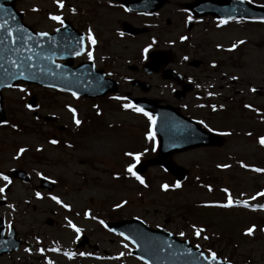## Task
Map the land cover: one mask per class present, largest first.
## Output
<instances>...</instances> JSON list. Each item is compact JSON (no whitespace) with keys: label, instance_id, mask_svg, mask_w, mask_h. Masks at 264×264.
<instances>
[{"label":"rangeland","instance_id":"rangeland-1","mask_svg":"<svg viewBox=\"0 0 264 264\" xmlns=\"http://www.w3.org/2000/svg\"><path fill=\"white\" fill-rule=\"evenodd\" d=\"M189 1L166 0L159 18L146 21L158 23L150 27L149 34L159 33L165 41L160 47L172 48L176 54L174 67L190 76L200 88L179 101L172 96L173 85L151 75L147 78L152 84L148 95L178 105L185 115L231 135H224L225 141L218 148L198 147L173 154V161L187 169L181 186L173 188L171 185L177 181L160 166H149L140 175L147 187L125 171L133 163L125 153L140 152L142 160L154 156L157 145L156 136L154 140L147 138L151 130L148 118L123 108L126 99H115L124 97V90H131L128 78L143 77L141 64L145 58L139 47L147 42L146 36L120 39L115 30L124 21L140 28L141 17L107 6V2L116 0L67 1L63 8H58L54 0H17L24 20L39 30L54 27L55 21L49 19V13H67V18L80 29L95 31L93 34L97 33L100 44L89 49L97 63L108 68L111 77L120 81V90L96 101L32 86L22 93L6 92L7 108L12 107V118L19 127L0 130V148L6 167L23 166L37 187L40 176L36 172L56 183L51 191L38 189L40 199L22 183L17 219L20 233L33 247L25 248L29 251L22 248L7 257L6 264H47L48 260L53 264H145L130 255L133 246L127 240L99 222L122 218H137L151 227H161L178 235L184 232L182 237L199 244L206 255L211 248L231 264H264V232L260 231L264 228V209L204 207L208 202H222L224 187L229 188L234 199H248L264 190V173L239 165L242 161L264 168V147L257 141L264 135V20H230L220 24L212 16H205L192 17L189 21L187 17L192 15L183 8ZM247 1L264 6V0ZM72 7H77L78 13L71 11ZM181 36L187 39L181 40ZM237 41L244 43L229 51ZM252 88L256 91H250ZM208 92L215 95L209 96ZM29 93L36 98L34 110L24 107ZM14 96L18 104L10 102ZM212 104L217 106L215 112L210 107ZM245 104L259 112L245 108ZM66 105L76 108L81 120L79 126L73 122ZM97 108L102 111L99 116ZM249 132L251 135H246ZM51 140L57 143L52 144ZM21 147L26 151L17 157ZM218 164L231 167L217 168ZM165 183L170 186L168 190L160 187ZM205 185H210L212 191ZM51 195L58 196L70 208L56 204ZM117 204L122 206L117 208ZM259 204H264V197L249 200V205ZM86 211L89 216L84 215ZM67 220L81 229L79 239L67 226ZM193 224L204 227L202 235L209 239L194 236ZM251 225H256L254 236L244 235V230ZM81 234L88 237L89 246L77 248ZM40 248L44 249L43 253ZM66 252L73 255L66 256Z\"/></svg>","mask_w":264,"mask_h":264},{"label":"water","instance_id":"water-1","mask_svg":"<svg viewBox=\"0 0 264 264\" xmlns=\"http://www.w3.org/2000/svg\"><path fill=\"white\" fill-rule=\"evenodd\" d=\"M142 4L144 9L151 8L147 6V1H142ZM185 6L190 8L197 16L213 14L219 18L234 16L264 17V8L251 6L243 0H194ZM155 7L157 6H152V8ZM28 35L29 33H22L15 37L13 40L14 45L7 46L5 49V59L10 63L15 61L16 64L27 65V68L30 69L29 57L32 55L33 66L35 54ZM2 37L5 39H2L3 43L9 42L3 33ZM45 38L38 36V72L37 76L33 77L34 81L42 85L77 92L78 95L84 96H99L108 91L116 90L114 82L102 79V73L94 72L89 64H83L74 69H71L69 64L70 70L68 73L59 77L53 76L46 68V62L51 61L53 54L50 45L43 44L46 42ZM8 52L13 54L8 56ZM171 60L169 50L166 52L153 51L149 54V61L144 65V69L149 72L158 71L162 65ZM162 76L165 78L178 77L171 69L164 70ZM28 77L30 79V76ZM5 79L7 81L6 77ZM177 96L182 97L183 92L178 93ZM133 102L155 114V131L160 139L158 157L142 162L136 168L137 172L145 171L148 165H162L178 180H182L186 175V170L171 161L170 156L172 153L195 146L218 145L222 142V138L203 131L198 124L180 114L179 109L176 107L170 105L160 106L156 101L144 98H134ZM41 187L51 189L52 184L42 179ZM107 224L110 229L128 236L129 240L136 246L132 253L144 259L148 264H205L199 258L200 249L193 248L187 240L176 239L169 232L153 229L137 219L108 222ZM188 249H191V253ZM219 260L222 264H227V262Z\"/></svg>","mask_w":264,"mask_h":264},{"label":"snow or ice","instance_id":"snow-or-ice-1","mask_svg":"<svg viewBox=\"0 0 264 264\" xmlns=\"http://www.w3.org/2000/svg\"><path fill=\"white\" fill-rule=\"evenodd\" d=\"M54 3L57 5L58 8H63L64 7V3H63V0H54ZM38 9H33V11H37ZM71 11L75 12V9H71ZM49 19H51L52 21H55L57 23H59L61 26L64 25V19L62 17V15H56V14H52V13H49ZM187 19L190 21L192 19V16H188ZM220 24H225L227 23V20H224V19H221L219 21ZM5 27V23H0V28H4ZM56 31H59V29H56ZM12 29H8V36L11 37L12 36ZM36 35L40 36V37H47L48 36V33L47 32H39L37 33ZM122 35V33H121ZM30 39V37H29ZM181 40H186L187 38L184 37V36H181L180 37ZM244 41H237L235 43H233L231 45V47L228 49L229 51L235 49L238 44H243ZM96 44V39L93 35V32H92V29L89 28L87 30V34L85 36H81L79 38V47H78V50L74 51V55H86L88 60H92L93 59V52L88 48V45H95ZM151 47V45H149L148 47H146L144 49V52H148L149 48ZM221 46L218 44L217 45V48H220ZM29 59H31V57H29ZM184 59H187V57H184ZM15 66V65H14ZM215 66V65H213ZM57 67H59V65H57ZM21 76H24V73L21 72L20 73ZM29 77H25V79H27ZM231 79L235 80L237 79V77H231ZM197 88L200 87L199 84L196 85ZM209 87H211V85H209ZM20 91H24L23 88L20 89ZM250 91H256L255 88H252L250 89ZM73 97H77L78 96V93L77 92H72L71 93ZM209 96H212V95H215V93L213 92H208L207 93ZM115 99L117 100H120V99H127L126 97H115ZM25 107L31 109L32 108V105H25ZM66 107L68 108V111L72 114V119H73V122L79 126L81 124V120L77 117V110L76 108L72 107L71 105H66ZM123 108L125 109H133L134 111L138 112V113H143V115H145L148 120L150 121V126L151 125H154L155 124V117L152 116L150 113L144 111V109L142 107H139L133 103H131L130 101L127 102V103H124L122 105ZM200 107H203V105H200ZM212 108V111H216L217 110V106L215 104H212L210 106ZM220 108H223L224 105H220L219 106ZM245 108L247 109H252L254 111H257L259 112V109H253V106L250 105V104H245L244 105ZM264 119V118H262ZM199 123L201 125H203L204 128H206L209 132H212V131H215V129L213 128H210L208 124H206L203 120H200ZM0 124H8V121L4 120V121H0ZM12 128H16L17 126L15 124H12L11 125ZM221 135H231L230 132H223V133H220ZM246 135H251V133H246ZM147 138L148 139H151V140H154L155 139V134L153 131L149 130L148 133H147ZM257 141L258 143L264 147V135L262 136H259L257 138ZM50 143L52 144H56L57 141L56 140H51ZM38 151L40 149H37ZM155 150V149H153ZM26 151L25 148L21 147L18 149L16 155L17 157L20 156L22 153H24ZM145 152L147 151V149L144 150ZM126 156L128 157H131L132 160H133V163H129L127 165V168L125 169V171L132 177H134L137 181H139V183L141 185H144L145 187H147L146 183H145V180L142 176L138 175L137 172L134 170L136 168V165L140 162V157L142 155V153L140 152H127L125 153ZM239 165L241 168H251L252 171L254 172H257V173H264V168H260V167H254V166H250L248 164H245L244 162H239ZM231 166L229 164H218L217 165V168H223V169H227V168H230ZM36 175L39 177V176H42L43 174L41 172H36ZM45 179H47V177H44ZM0 180L4 181L5 183L3 184L2 187H0V194H3L5 192V190L9 187V185H11L12 181L10 179V177L8 175H5L4 173L0 172ZM181 185H180V182L177 181L176 183H174L173 185H171V187L173 188H179ZM163 190H168L169 189V185L167 183L165 184H162L160 186ZM205 187L208 188V191H212V187L210 185H205ZM221 191L224 193L225 195V199L221 202V201H213V202H208L204 205V207H210V208H221V209H231L233 207H237V206H243L245 208H248V207H253V208H256V207H259L260 209H264V204H259V205H249V200H256L257 197H264V190H261L257 193H255V195L249 197L248 199H234L229 188L228 187H224L223 189H221ZM35 196L40 199L41 198V193L40 192H36L35 193ZM240 196L243 197L244 196V193H240ZM5 197H3L2 195H0V199H4ZM51 200L55 201L56 204L58 205H61L63 208L65 209H69L70 208V205L65 203L64 201H62L58 196L56 195H51L50 196ZM122 203H127L126 201L122 202ZM122 206V204H117L115 205V207L117 208H120ZM8 208L9 209H12L13 208V205L12 204H9L8 205ZM85 216H89L90 213L89 212H85L84 213ZM92 219H96V217H91ZM67 219V217L65 218ZM102 225L105 223L103 220H100L99 221ZM67 226L71 229L74 230V232L76 233V237L77 239H79V234L81 232V229L79 227H77L76 224H74L72 222V220H67ZM105 227H107V225H105ZM191 228H192V234L198 238H202L204 240H207L209 239L208 236H204L202 235L204 232H205V228L204 227H200V226H197L195 224L191 225ZM255 231H256V225H251L249 227H247L245 230H244V235L246 236H254L255 234ZM261 232H264V228H261L260 229ZM121 236H124V233H120ZM180 236H184L185 233L184 232H180L179 233ZM124 239L125 240H128L130 239L128 236H124ZM37 242H39V238H37ZM125 248L128 247L127 244L124 245ZM197 249L200 248V245L197 244L195 246ZM41 253L44 252V249L43 248H40L38 249ZM53 251H58V249H52ZM25 251H29V249H25ZM189 253H191V249H188ZM66 256H71L73 255L72 253H65ZM80 255H85L84 253H80ZM124 253H120V256H123ZM199 258L202 259L205 264H222V262L218 259V253L214 250H212L211 248H209L207 250V255H205V253L203 251L199 252ZM47 264H53V262L51 260H48ZM145 264H147V262H145ZM227 264H231L230 261L227 262Z\"/></svg>","mask_w":264,"mask_h":264},{"label":"flooded vegetation","instance_id":"flooded-vegetation-1","mask_svg":"<svg viewBox=\"0 0 264 264\" xmlns=\"http://www.w3.org/2000/svg\"><path fill=\"white\" fill-rule=\"evenodd\" d=\"M135 15L142 16L140 19L141 20V27H144V31L140 32L136 35H130L132 37H141V36H146L147 42L142 44L139 49H143L144 46H149L152 44L155 47H160L161 44H164V39H161L159 36V33L154 31L151 34H149L150 27H149V22L146 21V14H141V13H135ZM159 18V17H158ZM152 35V38H151ZM17 84L16 86H18ZM3 88L0 90V105L3 110V116L4 118L0 121L7 120V115L10 113H13V109L7 108V102L8 98L6 96V91H12L16 88ZM138 90V89H135ZM10 102H14L18 104L15 96L10 99ZM6 124H0V130H3L5 128ZM10 168L6 167V159L3 154V151L1 152L0 148V172L4 173L5 175H8L12 181L11 185L5 190V192L2 195L5 197L4 199H0V240L1 238H5L7 235L10 233H14L17 238L21 239V245L12 253L10 254H4L0 256V264H6L4 262V259L7 257L12 256L13 254H16L20 249H22L23 246H25L27 240L22 236L20 233V222L17 219V216H19L18 212V207H21V197L19 191L22 189V181L18 178H14L9 171ZM5 182L0 180V187L3 186ZM29 186V190H36V186L34 185V182L31 181L29 184H25V187ZM19 188V189H18ZM28 189V188H27ZM28 198V197H26ZM27 202V201H26ZM28 203V202H27ZM12 204L13 208L9 209L8 205Z\"/></svg>","mask_w":264,"mask_h":264}]
</instances>
